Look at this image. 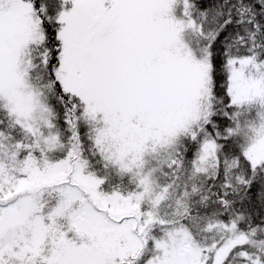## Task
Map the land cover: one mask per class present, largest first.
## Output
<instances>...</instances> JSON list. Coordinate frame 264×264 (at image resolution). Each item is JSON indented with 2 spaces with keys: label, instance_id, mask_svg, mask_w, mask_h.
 Instances as JSON below:
<instances>
[{
  "label": "snow or ice",
  "instance_id": "obj_1",
  "mask_svg": "<svg viewBox=\"0 0 264 264\" xmlns=\"http://www.w3.org/2000/svg\"><path fill=\"white\" fill-rule=\"evenodd\" d=\"M0 264H264V0H0Z\"/></svg>",
  "mask_w": 264,
  "mask_h": 264
}]
</instances>
